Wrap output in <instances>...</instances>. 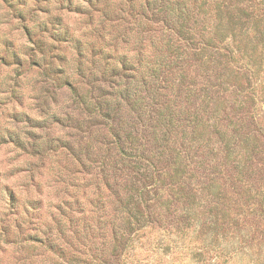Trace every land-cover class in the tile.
Segmentation results:
<instances>
[{"label": "rangeland", "instance_id": "obj_1", "mask_svg": "<svg viewBox=\"0 0 264 264\" xmlns=\"http://www.w3.org/2000/svg\"><path fill=\"white\" fill-rule=\"evenodd\" d=\"M241 4L248 14L242 17L248 35L239 43L258 48L264 43V0ZM88 47L95 50L93 56ZM211 53L206 48L202 54H189L192 64L185 78L194 82L187 107L204 108L206 102L209 107L199 110L197 126L183 127L181 114L174 128L183 136L178 140L188 144L187 155L180 152V158L187 164L190 188L204 197L189 223L180 217L181 205L173 214L164 213L130 255V237L126 246L114 250L111 203L105 217L100 211L98 219L105 224L97 229L93 244L81 233L84 224L96 221L95 213L81 209L86 198L98 193L93 191L96 172L90 165L100 145L98 133H105L106 127L100 118L89 117V109L78 106L71 91L93 96L101 87L110 91L128 79L113 75L107 64L112 59L106 57H130V0H0V264H210L212 253L200 247L222 234L215 235L214 225L207 223L209 214L228 236L247 234L245 264L249 256H258L255 252L261 258L254 264H264V211H255L258 203L252 198L264 191V54L257 52V73L251 75L234 71V63ZM241 101L243 108L237 112L234 106ZM215 103L219 113L223 107L226 112L220 113L221 123L211 116ZM233 111L243 119L237 122V127L244 124L240 136L246 133L249 147L257 145L259 150L250 160V178L237 172L242 148L227 150L226 123L234 118ZM90 132L91 140L85 143ZM235 142L245 144L239 135ZM87 143H94L92 153H82L79 163L68 148ZM245 178L251 193L245 192ZM209 182L216 184L213 194L202 189ZM218 191L223 198L215 195ZM97 206L95 202L91 208ZM69 226L77 227V233Z\"/></svg>", "mask_w": 264, "mask_h": 264}, {"label": "trees", "instance_id": "obj_2", "mask_svg": "<svg viewBox=\"0 0 264 264\" xmlns=\"http://www.w3.org/2000/svg\"><path fill=\"white\" fill-rule=\"evenodd\" d=\"M243 1L245 0H235V3H229L228 0H130V57L127 54H117V60L112 56L106 57L112 59V62H107L112 74L119 78L126 75V82L122 85L115 84L117 86H113L110 91L101 87L98 94L86 97L80 96L77 89L71 88L78 106L89 109V117L100 118L106 127L105 133H98L101 137L100 145L92 159L94 164L90 165L96 172V180L92 183L93 191L98 193L95 198H86L81 209L89 214L95 213L96 216L94 223L81 227L82 235L90 244H93V238L99 231L97 229L105 224V219L102 222L98 218L100 211L104 217L107 214V203L114 206L116 217V222L112 221L111 227L114 250H118L119 245L122 249L130 237V255L139 238L161 220L164 213L173 214L181 205L184 213L180 217L183 221L189 223L191 218H195L197 201L204 194L190 188V181H187L189 177L185 176L186 170L184 171L187 164L180 158V152L184 156L187 153L188 144L178 140L183 139V136L178 137L174 128L179 125L181 114H185L182 118L184 123L181 124L183 127L191 126L192 123L196 125L199 110L206 111L208 108L205 107H209V104L202 102L204 108L193 105L192 110L187 107L189 91L194 84L185 81L192 64L188 56L202 54L209 48L213 53L210 55L234 63V71L256 75L257 52L261 49L264 54V43L258 48V44H253L250 48L240 45V40L246 39L248 35L242 22V17L248 15L241 4ZM230 6H233L232 11H229ZM124 40L127 42L125 38ZM76 48L82 56V48ZM94 51L92 47L87 48L90 56L95 54ZM198 59L200 58L197 57L196 61ZM78 68H81L80 62ZM128 69L130 74L125 73ZM252 97L253 94L250 98ZM243 103L244 101L237 102L234 109L241 112ZM219 107L215 103L210 112L215 122L221 123L220 113L223 112L226 116V112L223 107L219 113ZM236 116L237 113L234 112L233 119L227 118L226 125L230 128L227 133V150L231 152L242 148L244 155H240L237 160V172L240 175L247 173L246 176L250 178V174L254 173L250 170V160L257 156L259 150L257 145L249 147L246 133L240 136L244 124L237 127V122L243 119ZM91 134L92 132L85 143L91 140ZM238 135L240 141L245 143L244 146L235 142ZM92 145L94 143H87L79 149H75L73 145L68 149L71 156L81 163L82 153L84 156L91 155ZM249 178L241 179L247 193H251L252 187ZM263 179L264 177L262 182ZM214 186L215 183L209 182L202 189L207 194H213ZM220 192L215 195L223 198ZM252 198L258 203L255 211L263 212L264 191H259L256 196L252 195ZM95 202L99 206L93 209L91 206ZM38 206L39 204L35 209ZM209 215L212 218L207 216L206 222L214 225L215 235L222 234L200 247L203 253H212L209 257L210 264H245L242 255L248 254L250 250L247 234L235 235L229 232L231 236H228L227 230H219L218 226L221 224L213 220L212 214ZM198 223L196 220V225ZM70 227L68 229L76 234L77 227ZM124 239L125 242L121 244ZM255 253L258 254L255 259L259 261L261 253ZM249 258L248 264H254L255 259Z\"/></svg>", "mask_w": 264, "mask_h": 264}]
</instances>
